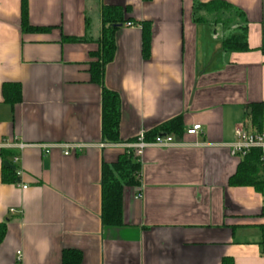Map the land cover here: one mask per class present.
Listing matches in <instances>:
<instances>
[{
    "label": "crops",
    "instance_id": "0c3cea01",
    "mask_svg": "<svg viewBox=\"0 0 264 264\" xmlns=\"http://www.w3.org/2000/svg\"><path fill=\"white\" fill-rule=\"evenodd\" d=\"M211 1L0 0V141L12 143L0 156V264H61L64 249L80 251V264H264L262 194L228 184L241 158L230 153L234 131L247 105L264 103V0H221L244 15L243 52L222 47L242 19L196 8ZM101 5L128 7L132 23L116 31L103 77L121 102L118 143L102 139V89L89 73ZM176 117L175 144L150 145L138 159L122 226L104 227L103 163ZM193 124L201 132L187 135ZM66 146L75 148L64 155Z\"/></svg>",
    "mask_w": 264,
    "mask_h": 264
},
{
    "label": "trees",
    "instance_id": "16d2710c",
    "mask_svg": "<svg viewBox=\"0 0 264 264\" xmlns=\"http://www.w3.org/2000/svg\"><path fill=\"white\" fill-rule=\"evenodd\" d=\"M148 1V0H145ZM205 8L214 12H226L238 16L243 21L242 29L235 33H230L222 41V47L229 52L248 51L246 41V21L243 13L234 8L231 4L212 0L196 8ZM102 28L99 37L95 40L97 49L91 51L89 56L90 80L98 84L102 89V139L107 143L119 142V124L121 117V102L119 95L104 87L103 77L105 66L110 63L115 54V34L119 27L124 23L130 22L127 17L128 7L118 5H101ZM141 24L142 29V56L148 58L150 54L151 25L147 21ZM22 27L28 30L25 12L23 11ZM41 30V29H33ZM71 42H88L90 39L83 37H68ZM264 51V47L262 49ZM6 87H4L5 89ZM245 115L251 118L252 122L261 126L264 122V103H252L245 107ZM181 118L176 117L157 128L145 132V140H153L158 135L180 134ZM7 149L0 150V156L6 157L9 153ZM13 154V152H11ZM259 152L257 149L250 150L244 157L240 158L235 173L229 178L230 186L252 187L259 193H264V174L263 168L259 163ZM140 162L133 155L130 149H124L123 153L112 164L103 163L101 175V221L104 227H120L122 221V197L126 186L139 185ZM15 171L12 167L4 166L3 182H12ZM262 230V243L264 244V225ZM6 232L5 224H0V242ZM82 254L76 249H64L61 255V264H80ZM221 264H233L232 259L224 258Z\"/></svg>",
    "mask_w": 264,
    "mask_h": 264
},
{
    "label": "built area",
    "instance_id": "2783aa9c",
    "mask_svg": "<svg viewBox=\"0 0 264 264\" xmlns=\"http://www.w3.org/2000/svg\"><path fill=\"white\" fill-rule=\"evenodd\" d=\"M127 26H132V23H126ZM201 132L200 124H193L186 128L185 133L187 135H196ZM235 141L231 145L230 153L233 156L244 157L250 150L257 149L259 152V163L263 168L264 174V125L260 128L254 125L251 118H246L243 123H241L238 127H236L234 131ZM175 144L174 138L172 134H164L158 135L151 141L145 140V132L140 131L137 133L135 137V141L133 143H128L125 145L126 149H130L134 156L138 159L141 157L143 150L150 146H160V147H169ZM12 146V143L6 140L0 141V150L5 147ZM20 148L23 145H18ZM62 147V146H61ZM63 150L64 155H68L70 149H74L75 147L66 146ZM13 163H17L19 160L18 156H15L13 159ZM17 174L20 173L19 170L16 171ZM25 188V187H23ZM262 199L264 203V193H262ZM19 254V252H18Z\"/></svg>",
    "mask_w": 264,
    "mask_h": 264
},
{
    "label": "rangeland",
    "instance_id": "374dc122",
    "mask_svg": "<svg viewBox=\"0 0 264 264\" xmlns=\"http://www.w3.org/2000/svg\"><path fill=\"white\" fill-rule=\"evenodd\" d=\"M94 21V20H93ZM94 23V22H93ZM96 26V25H95ZM94 27V25L92 26V28ZM97 28H98V25L96 26ZM95 28V27H94ZM255 126H257L258 128H260V127H262L263 125H264V122H263V124L261 125V126H258V125H256V124H254Z\"/></svg>",
    "mask_w": 264,
    "mask_h": 264
}]
</instances>
